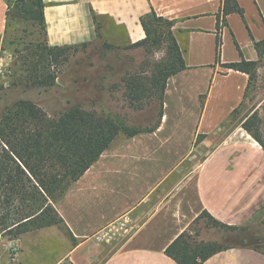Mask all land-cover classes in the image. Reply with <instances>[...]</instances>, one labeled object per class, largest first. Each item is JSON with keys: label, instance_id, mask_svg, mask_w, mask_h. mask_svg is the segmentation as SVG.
Instances as JSON below:
<instances>
[{"label": "crops", "instance_id": "obj_1", "mask_svg": "<svg viewBox=\"0 0 264 264\" xmlns=\"http://www.w3.org/2000/svg\"><path fill=\"white\" fill-rule=\"evenodd\" d=\"M237 2L244 19L227 17L216 61L222 0H43L50 47H85L102 36L116 48H143L130 46L145 40L141 19L154 12L174 22L187 66L167 80L154 131L114 142L54 205L72 245L53 264H178L166 251L202 214L243 227L264 210V148L241 125L227 128L249 76L224 67L258 60L264 6ZM7 10L0 0V38ZM196 149L206 155L194 167ZM125 221L129 233L104 257L97 237ZM203 264H264V252L232 246Z\"/></svg>", "mask_w": 264, "mask_h": 264}, {"label": "trees", "instance_id": "obj_2", "mask_svg": "<svg viewBox=\"0 0 264 264\" xmlns=\"http://www.w3.org/2000/svg\"><path fill=\"white\" fill-rule=\"evenodd\" d=\"M6 3L7 24L3 37H7L13 22L19 20L29 22L41 32V39H37L36 44H33L35 49L30 55L24 56L23 80L26 86L28 88L53 86L58 73H46L42 65L66 61L68 59L66 52L77 47H50L46 43L43 0H6ZM234 13L244 19V9L237 0H222V8L217 15L216 61H220L222 51V29L228 25L227 17ZM141 23L146 38L130 48L143 47L148 53H152L153 47L166 48L165 60L154 64L152 77L148 80L153 87H158L161 91L159 94L161 109L156 125L144 130L128 128L118 117H104L87 112L81 105H74L54 118L31 100L20 99L12 106H6L0 114L2 231L19 236L50 225H62L63 222L54 205L102 153L112 147L117 137L124 134L131 138L141 133H150L159 125L167 80L187 69V66L172 32L173 21L158 17L152 12L142 18ZM254 47L261 59L264 56V40L254 42ZM257 65L258 61L242 58L241 61L225 64L224 67L247 74L248 90L255 79ZM17 81L19 82L16 83ZM17 81L13 82L14 86L22 83L20 79ZM144 82L147 83V80L136 79L127 82L134 100L141 96V90L145 87ZM237 112L238 109L231 117ZM258 124L259 118L255 113L241 126L264 148V143L255 129ZM213 223L227 232L244 229L224 225L215 219ZM190 240H192L190 234L183 233L167 249V254L178 264H203L221 250L230 248L196 247Z\"/></svg>", "mask_w": 264, "mask_h": 264}, {"label": "rangeland", "instance_id": "obj_3", "mask_svg": "<svg viewBox=\"0 0 264 264\" xmlns=\"http://www.w3.org/2000/svg\"><path fill=\"white\" fill-rule=\"evenodd\" d=\"M259 1L264 6V0ZM37 39H41L40 29L23 20L13 22L7 37L0 39V61L2 59L3 62V72L0 74V114L6 106H12L18 100L25 99L35 102L53 118L74 105H81L87 112L104 117H118L128 128L144 130L156 125L161 109V91L158 87H153L148 80L152 77L154 64L165 60V47H153L152 53H148L145 48H116L99 36L93 44L67 51L66 61L42 65L46 73H58L53 86L28 88L23 80L24 56L30 55L35 49L33 44H36ZM257 61L255 79L227 128L242 125L256 113L259 124L255 129L264 143V56ZM18 79L22 83L14 86L13 82ZM136 79L147 80V83L144 82L141 96L134 100L127 82ZM126 138L124 134H120L115 142ZM193 155L192 164L197 167L206 152L196 149ZM243 227L244 229L239 231L227 232L216 227L213 219L203 214L188 233L192 238L191 244L196 247L222 249L248 245L264 252V210ZM129 229L130 221H125L107 230V234L97 237L99 243L106 244L104 257L118 249L119 241L129 233ZM11 241L18 242L20 246L12 264H53L67 253L72 245L63 224L50 225L19 236L0 229V264L11 261L8 249V242Z\"/></svg>", "mask_w": 264, "mask_h": 264}, {"label": "built area", "instance_id": "obj_4", "mask_svg": "<svg viewBox=\"0 0 264 264\" xmlns=\"http://www.w3.org/2000/svg\"><path fill=\"white\" fill-rule=\"evenodd\" d=\"M3 62H2V59L0 61V74L3 72ZM8 249L10 251V258H11V262L15 260L19 250H20V246L18 244V242L16 241H11V242H8ZM6 264H10V263H6Z\"/></svg>", "mask_w": 264, "mask_h": 264}]
</instances>
